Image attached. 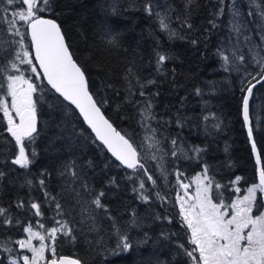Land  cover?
I'll return each instance as SVG.
<instances>
[{
  "label": "trees",
  "instance_id": "obj_1",
  "mask_svg": "<svg viewBox=\"0 0 264 264\" xmlns=\"http://www.w3.org/2000/svg\"><path fill=\"white\" fill-rule=\"evenodd\" d=\"M148 4L152 15L145 11ZM220 7L219 0H52V11L43 15L61 26L73 58L85 72L89 91L94 99L104 101L101 109L115 128L139 145L143 134L141 109L145 101H151L156 117L151 123L169 153V164L187 177L207 166L208 176L224 186L219 191L227 201L236 196L235 187L241 188L238 195L242 196L247 187L257 182V167L242 118L245 92L241 91L240 73L252 71L254 66L246 55V67L225 65L220 52L229 57L231 54L227 48V4L222 16L217 15ZM160 18L165 19L175 36L170 38L169 30L161 29ZM113 37L115 46L107 43ZM14 39L18 40L8 33L5 23H0V62L5 56L11 58L12 46L8 42ZM158 52L168 57L159 66L160 71ZM31 76L42 90L34 94V99L40 98L39 136L30 146L36 155L27 169L11 163L18 147L7 133L6 120L0 112V172L4 173L0 176V207L8 209L13 218L12 225L0 223V243L22 236L17 232L29 222L39 221L50 228L54 219L67 220L76 240L58 239L57 252L78 258L81 264H187L177 247V243L188 245L173 189L150 166L146 168L156 181L155 186L143 170L136 173L122 168L94 139L76 111L42 78ZM137 78L141 83L155 81L143 89L145 96L139 94ZM0 83H4L2 76ZM254 102L258 105V122L254 120ZM250 118L253 140L264 167V82L253 90ZM171 139L185 149L196 146L201 151H187L190 158L180 153L179 158L172 157ZM73 161L93 194L104 192L101 200L112 217L123 222L133 212L138 216L141 227L130 232L134 246L129 251L114 253L109 246L111 222L102 213L97 222L101 230L90 231L93 221L81 211L70 191H82L80 181L73 184L70 175L61 174ZM237 176L242 178L239 183H231ZM41 179L44 187L39 184ZM140 179L151 193L149 203L139 200L133 191L139 188ZM45 191L61 203L63 216L56 215L55 203L46 200ZM157 192L163 200L155 195ZM85 199L90 200L91 196L86 195ZM21 201L24 207L18 208ZM32 202L41 205L42 216L34 215ZM156 215L162 219H155ZM165 216L172 222L163 219ZM17 219L19 225L15 224Z\"/></svg>",
  "mask_w": 264,
  "mask_h": 264
},
{
  "label": "snow or ice",
  "instance_id": "obj_2",
  "mask_svg": "<svg viewBox=\"0 0 264 264\" xmlns=\"http://www.w3.org/2000/svg\"><path fill=\"white\" fill-rule=\"evenodd\" d=\"M191 2V0H189ZM221 7L217 15H223L225 12V0H219ZM231 9L232 29L241 34L244 24L240 19L241 13L235 5V0L227 5ZM52 11V0H0V23L7 25L8 33L13 37H19L18 40L8 42L12 48L11 58L4 57L0 62V76L4 78V83H0V112L6 120V131L14 139L15 146L18 147V154L14 156L11 163L20 168L27 169L33 162L36 155L35 149L30 147L35 143L39 136L38 130V109L37 105L40 98L34 99V94L42 90V86L37 84L31 75L26 72L35 74L36 80H40L41 74L37 70L33 59L38 63L39 69L42 70L43 78L47 84L59 93L60 96L71 105H74L83 120L95 133L96 138L106 146L120 166L147 175V179L155 186L156 181L153 176L148 174V169L143 162L144 156L141 154L143 145H137L136 142L127 135H122L112 123L105 118L101 111V105L104 101L94 99V94L89 91L88 81L85 72L78 62L73 58L70 46L65 42V36L62 33L61 26L55 19L46 18L43 13ZM145 11L152 15V6H145ZM159 15V13H157ZM248 16L257 15L250 10ZM261 22H264V7H261L258 13ZM160 27L162 30H169V24L164 18H160ZM189 28L190 24L187 25ZM215 26V24H213ZM261 43L264 44V24L260 27ZM174 31L169 30L170 38L175 36ZM245 41L250 42L248 36ZM107 43L115 46L116 39L113 37ZM195 43V41H193ZM18 45V48L15 47ZM8 49H5L7 52ZM34 53V57H33ZM250 59L256 70L245 71L241 80L242 92L246 95L242 99L243 118L245 122L249 119V97L253 94V89L264 82V47L254 45L249 49ZM225 65L232 63L229 55L220 52ZM231 56L241 63L245 61L243 54L237 56L233 51ZM157 71H160L162 65L168 57L166 54L157 53ZM21 65L27 66L22 68ZM227 71L228 68L225 67ZM131 73V69L128 70ZM254 81V83H253ZM139 94L145 96L143 89L147 84L155 83L148 80L141 83L138 78ZM131 88V86H130ZM197 94L200 90L197 89ZM10 97V102L5 98ZM151 101H145L141 109L142 127L146 128V137L149 143L151 159L156 160L157 152H164L160 147L161 141L156 138V129L151 128L148 121L156 119L151 111ZM207 119V118H206ZM151 132V135H147ZM249 137L252 136V130L249 128ZM173 146L170 155L175 158L178 153L185 154L191 151L199 154L200 148L193 146L191 149H185L183 144H178L176 139H171ZM26 149L28 150L26 153ZM252 149L256 151V145L253 142ZM169 153H164L168 155ZM163 155L159 157L163 160ZM190 158V157H189ZM256 163L261 164V156L256 155ZM159 166V165H158ZM75 162L65 166L64 175L67 173L72 177V183L80 181V189L70 188L75 194L76 204L80 206L82 212H87L88 219L93 221L90 231H100L97 222L101 219V213L111 223L109 226L108 243L113 248L114 253L129 251L134 245L130 232L140 228L141 222L138 216L133 212L131 218L127 221H118L112 217L107 205L102 203L101 198L104 192L93 194L92 189L86 181L82 179V174L76 170ZM162 174L165 171L161 169ZM4 173L0 172V176ZM177 184L183 189V194L177 193V203L179 204V223L180 227L186 229L187 247L184 243H177L180 253L187 258V264H264V167H261L258 173V182L253 183L244 191L245 194L237 196L235 199L227 200L219 190L223 185L214 182L213 178L208 176L207 166L204 167L201 174L193 178L192 183L196 185L194 195H189V183H184L181 177L183 173L178 169L175 173ZM131 178V177H130ZM242 178L237 176L231 183L238 184ZM31 184V181L28 182ZM114 183V181H113ZM41 187L45 186V181H39ZM215 189V190H214ZM138 193V199L144 203H149L151 193L145 188V182L140 179L139 188L133 189ZM235 193H240L241 188L235 187ZM258 193L260 199L258 200ZM46 200L51 199L55 203L56 215L63 216L64 209L61 203L51 196V193L45 191ZM91 196V199H85V196ZM157 197L163 200V197L157 192ZM92 205L95 207L93 208ZM18 208H23V202H18ZM31 209H35L34 215L42 216L41 205L32 202ZM97 210H100L99 212ZM255 211V214H254ZM0 217L3 220L0 223L6 225L13 224V218L9 210L0 207ZM155 219H162L156 215ZM172 222L170 217H163ZM16 225L20 224L17 219ZM40 230H34L31 222L23 227L22 231L26 237L11 241L3 245L2 250L11 254L16 249L9 247V243H15L20 253L18 255H9L7 264H81L78 258H71L60 255L57 252V241L60 238L68 239L69 242H75L76 236L74 229L69 226L67 220H55L50 228H46L43 223L37 221ZM174 235V234H173ZM33 241H38V245ZM101 246L103 240H101ZM46 251L50 254L49 258L45 255ZM31 253V255L25 254ZM0 264H4L0 260Z\"/></svg>",
  "mask_w": 264,
  "mask_h": 264
},
{
  "label": "rangeland",
  "instance_id": "obj_3",
  "mask_svg": "<svg viewBox=\"0 0 264 264\" xmlns=\"http://www.w3.org/2000/svg\"><path fill=\"white\" fill-rule=\"evenodd\" d=\"M231 3V0H227L225 1V4H229ZM235 5L237 7V9L239 10V12L241 13L240 19L244 24V28L241 32V34L237 35V33L235 31H233L232 29V15H231V9H229L227 7L226 9V28L228 31V39H227V44H228V49L231 54L233 51H236L237 56L243 54L246 55L249 59H250V53H249V49L252 48L254 45H260L261 47H264V44L261 43V34H260V27L262 24H264V22H261L258 16L259 10L261 7H264L263 1L262 0H235ZM252 10L253 12L257 13V15H253V16H248L247 13ZM245 36H248L250 39V42L245 41ZM17 39H19V37H16ZM15 47L18 48V45H16ZM230 54V59L232 60V63L235 65L237 64L238 66L242 67V65H245V62L241 63L239 60H236L235 58H233ZM253 65V64H252ZM236 66V65H235ZM254 66V65H253ZM22 68H27V66L25 65H21ZM237 67V66H236ZM243 69V68H241ZM256 70L255 66H254V70H252V72H254ZM245 70H241V77L243 78ZM26 75H32V73L30 72H26ZM9 102L11 100V98L7 99ZM254 106V120L256 122H258V111H257V103L254 102L253 103ZM141 124H142V118H141ZM148 124L151 128H154L152 126L151 120L148 121ZM143 128V134L142 137L140 139V144L139 145H143V148L141 150V154L142 156H144V160L143 162L145 163V166H150L154 169L155 173L161 178V180L163 181V183L165 185H167L168 187H170L171 189H173L174 191V196H175V200L177 197V193H180L181 195L183 194V189H180L178 184H177V180H176V167H174L172 164H169V160H168V155H164V153H167V151H165L162 142L160 143V147L164 150V152H157L156 156L157 159L153 160L151 159V152L149 151V141L145 139L146 137V128ZM147 135H151V132H147ZM156 138L160 140L157 132H156ZM161 141V140H160ZM187 150V149H186ZM163 155V160H160L159 157ZM185 157H189L187 151L185 154H183ZM159 165V166H158ZM164 169L165 171L162 174L161 169ZM202 172H199L191 177H187L183 174V176L181 177V179L183 180L184 183H189L191 186L188 189V193L189 195H194L195 193V189H196V185L194 183H192L193 178L196 177L198 174H201ZM239 196L238 193L236 194V196L234 197V199ZM176 204L179 210V204L177 203L176 200ZM264 210V209H261ZM255 214V211H254ZM34 226V230H40L43 232V229H39L37 224H32ZM27 226V224L25 225ZM24 226V227H25ZM23 229V228H22ZM22 229L20 231L17 232V235H22V236H18L17 238H15L12 241L21 239L26 237V233H24L22 231ZM8 241H3V243L1 242L0 245L5 244ZM34 244L38 245V241H33ZM9 247H12L14 249H16V251L14 253H7L5 251H3V253L0 250V254L2 255L1 260L4 261V264H7V257L9 255H18L20 253V251L18 249V246L15 243H9L8 244ZM2 249V247H0ZM28 255H31V253H25ZM46 256L50 257V254L46 251L45 253Z\"/></svg>",
  "mask_w": 264,
  "mask_h": 264
},
{
  "label": "water",
  "instance_id": "obj_4",
  "mask_svg": "<svg viewBox=\"0 0 264 264\" xmlns=\"http://www.w3.org/2000/svg\"><path fill=\"white\" fill-rule=\"evenodd\" d=\"M46 18H50V17H47V16H45ZM53 19V18H52ZM58 23V22H57ZM63 33V32H62ZM66 42V41H65ZM33 57H34V53H33ZM33 62H34V64H36V66H37V70H38V72H40V74H41V77H42V79H43V81L45 82V84L58 96V97H60L65 103H67L70 107H72L75 111H76V113L78 114V116L80 117V119H81V121L83 122V124L85 125V127L90 131V133L93 135V137L95 138V140L99 143V144H101L103 147H104V149L106 150V152L119 164V161H117L116 159H115V157H113L112 155H111V153L107 150V148H106V146L105 145H103L102 144V142L101 141H99L97 138H96V135H95V133L92 131V129L88 126V124L83 120V117H82V115L79 113V110L78 109H76L75 108V106L74 105H71L69 102H67V101H65L64 99H63V97L62 96H60L59 95V93H56L55 92V90L54 89H52L51 88V86L50 85H48L47 84V81H46V79H44L43 78V74H42V70L41 69H39V65H38V63L33 59ZM254 83V82H253ZM259 85V84H258ZM254 90V89H253ZM245 95H246V92H245ZM244 95V96H245ZM251 98H252V95L249 97V119H248V122L246 123L245 122V120H244V118H243V107H242V118H243V121H244V124H245V128H246V131H247V135H248V131H249V128H251V118H250V103H251ZM101 111H102V109H101ZM102 113H103V111H102ZM104 114V113H103ZM105 116V115H104ZM105 118L106 119H108L106 116H105ZM109 120V119H108ZM109 122L111 123V121L109 120ZM113 125V124H112ZM38 126V125H37ZM113 127L115 128V126L113 125ZM117 130V129H116ZM252 130V129H251ZM118 131V130H117ZM120 132V131H119ZM121 133V132H120ZM122 134V133H121ZM123 135V134H122ZM248 138H249V141H250V145H251V148H252V144H253V142H254V140H253V134H252V136L251 137H249V135H248ZM252 152H253V156H254V161H255V164H256V167H257V182H258V173H259V170H260V168L262 167V165L261 164H257L256 163V155H257V153H258V151H257V148H256V151L254 152L253 151V149H252ZM122 168H124V169H127L126 167H124V166H121ZM65 256V255H64ZM68 257H71V256H68ZM71 258H74V257H71Z\"/></svg>",
  "mask_w": 264,
  "mask_h": 264
}]
</instances>
